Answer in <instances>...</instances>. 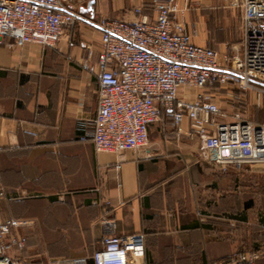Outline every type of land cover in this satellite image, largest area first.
I'll use <instances>...</instances> for the list:
<instances>
[{
    "label": "crops",
    "instance_id": "0c3cea01",
    "mask_svg": "<svg viewBox=\"0 0 264 264\" xmlns=\"http://www.w3.org/2000/svg\"><path fill=\"white\" fill-rule=\"evenodd\" d=\"M174 1L185 9L176 20L194 43H219L212 50L224 52L242 0ZM60 2L79 19L55 48L11 47L9 38L0 44V183L8 194L0 209L5 217L33 221L23 229L22 264H93L104 238L138 233L146 235V264H169L185 245L206 250L209 260L253 249L256 228L223 217L234 207L232 189L221 185L223 198L211 188L216 173L188 121L178 132L164 119L151 129L147 148L95 151L99 84L83 65L101 58L99 22L155 21L156 0ZM201 224L209 229L188 230Z\"/></svg>",
    "mask_w": 264,
    "mask_h": 264
},
{
    "label": "built area",
    "instance_id": "2783aa9c",
    "mask_svg": "<svg viewBox=\"0 0 264 264\" xmlns=\"http://www.w3.org/2000/svg\"><path fill=\"white\" fill-rule=\"evenodd\" d=\"M155 21L102 19V55L83 65L97 76L98 111L93 120L95 151L120 154L147 148L150 132L165 115L178 132L188 121L199 136L204 159L223 172L232 166L264 172V122L229 121L214 91L232 85L255 90L264 98V0H243V51L230 56L194 43L174 0L159 3ZM79 16L62 10L60 0H0V44L55 48L64 29ZM84 124L80 130L84 131ZM120 166L117 167L119 169ZM8 198L0 183V208ZM33 221L5 217L0 209V264H22L27 248L23 229ZM144 234L108 236L92 256L93 264H146ZM252 249L218 264H257ZM54 264V263H52Z\"/></svg>",
    "mask_w": 264,
    "mask_h": 264
},
{
    "label": "trees",
    "instance_id": "16d2710c",
    "mask_svg": "<svg viewBox=\"0 0 264 264\" xmlns=\"http://www.w3.org/2000/svg\"><path fill=\"white\" fill-rule=\"evenodd\" d=\"M211 29V28H210ZM217 37L220 38L219 33L217 32ZM211 44V43H210ZM217 44V43H216ZM213 45L209 46V48H215ZM219 44V43H218ZM168 119L165 115L163 116V120ZM159 126V125H157ZM258 175H264V172L258 170H245L238 166H232L228 172H220L215 174V183L211 186L213 190L217 191L218 195H221L223 198L225 197L223 188L221 185H225L227 189H234V184L237 186L236 189H240L238 192L242 196V203L240 209L233 207L230 211L223 213V217L234 222L239 223H254L257 233L253 239V249L259 255V259L257 264H264V211L259 212L258 210L255 212L256 205L259 202H262L261 195H251L249 191V184L251 187H256ZM208 211L204 208L200 207V214L206 215ZM256 213V214H255ZM209 226L206 225H196L188 228L189 231H197V230H208ZM143 234V233H142ZM218 235V234H217ZM145 238L146 235L144 234ZM147 245V240H146ZM192 247V246H191ZM188 245L184 246V250H179L178 252H173L172 256L168 258L169 264H218L224 262L229 259V257L235 253L242 252V248L226 255L221 258L211 259L209 260L208 253L204 249H196V247L191 248ZM176 255V256H175ZM146 258H147V248H146ZM93 263V260H92Z\"/></svg>",
    "mask_w": 264,
    "mask_h": 264
},
{
    "label": "rangeland",
    "instance_id": "374dc122",
    "mask_svg": "<svg viewBox=\"0 0 264 264\" xmlns=\"http://www.w3.org/2000/svg\"><path fill=\"white\" fill-rule=\"evenodd\" d=\"M242 2H240V4ZM232 18V25L228 28L229 42L221 45L220 47L224 51L228 52L229 50H231V53L238 54L243 51L244 40L241 20V9L240 12L239 10L234 11V16ZM213 31L215 32V28H213ZM208 45L212 46L213 43H209ZM214 47H219V44L214 45ZM214 93L219 94L220 106L223 111L227 112V114L229 115V121H234V114L240 113L241 117L245 120H250L254 123L264 122V98L260 97L257 91L242 89L239 85H232L226 88L217 89V91H214ZM210 167L214 170L216 174L223 172L220 169L216 168L212 163H210ZM249 186L250 196L261 195L263 199L262 202H259L256 205L255 212L257 210L259 212H262V210L264 211V175H258L257 185H255L256 187H251V184H249ZM233 187L234 189L229 191L233 197V206L240 209L242 203L241 195L238 192L240 189H236L237 186L235 184ZM250 228H256L254 223H251Z\"/></svg>",
    "mask_w": 264,
    "mask_h": 264
}]
</instances>
